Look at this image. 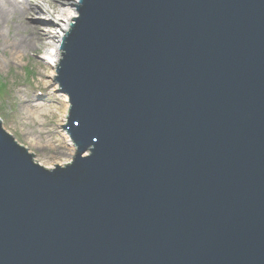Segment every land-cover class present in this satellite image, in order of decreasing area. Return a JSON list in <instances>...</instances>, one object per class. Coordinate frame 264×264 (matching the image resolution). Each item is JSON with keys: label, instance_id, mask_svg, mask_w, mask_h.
<instances>
[{"label": "water", "instance_id": "water-1", "mask_svg": "<svg viewBox=\"0 0 264 264\" xmlns=\"http://www.w3.org/2000/svg\"><path fill=\"white\" fill-rule=\"evenodd\" d=\"M79 14L57 79L73 164L0 121V264H264V0Z\"/></svg>", "mask_w": 264, "mask_h": 264}, {"label": "rangeland", "instance_id": "rangeland-1", "mask_svg": "<svg viewBox=\"0 0 264 264\" xmlns=\"http://www.w3.org/2000/svg\"><path fill=\"white\" fill-rule=\"evenodd\" d=\"M37 1L33 4L47 5L43 0ZM43 16L40 10L23 22L28 23L31 29L40 27V33L45 35L52 29L41 21L45 20ZM54 18H58L57 15ZM8 26L12 27L11 24ZM0 30L5 32L7 29L0 25ZM2 43L0 42V46ZM44 56V50L36 54L30 53L22 61L14 62L10 69L0 67V119L3 121V128L35 155L36 162L48 168L47 166L64 162L69 151L68 146L59 141L60 113L64 105L62 99L57 97V91L51 88L55 82L46 75L49 73L47 68L50 67L46 66ZM1 59L0 54V61ZM45 82L49 84L46 85ZM39 92H42L44 102H36ZM37 104H41L38 109L35 106Z\"/></svg>", "mask_w": 264, "mask_h": 264}, {"label": "bare ground", "instance_id": "bare-ground-1", "mask_svg": "<svg viewBox=\"0 0 264 264\" xmlns=\"http://www.w3.org/2000/svg\"><path fill=\"white\" fill-rule=\"evenodd\" d=\"M36 1L37 0H0V25L2 28L5 27V29H7L5 32L0 30V42H3L0 46V54L2 55L0 67L5 66L7 69H10L13 67L14 62L22 61V59L30 53L36 54L44 50L47 59L52 63L50 64L44 61L46 66L50 67L47 68L49 73L46 75L53 82V80L55 81L56 79L59 62L63 54V50L59 49V45L68 37L73 23L80 17L79 8L81 6V0H43L47 5L41 6L40 4H33ZM40 10L44 15L43 18H45V20L43 19L41 21L46 22L52 29V31L45 35L40 33V27H33V29H31L28 23L23 22L28 20L31 14L39 13ZM56 15L58 18L55 19L54 17ZM8 24H11L12 27H9ZM11 33H13V36H11ZM45 84L47 85L49 82H45ZM51 88L57 91V97L62 99L64 105L60 113L61 132L59 141L68 146L69 154H67L64 162L58 165L53 164L50 167L47 166L49 169L56 166L63 167L69 165L76 156V150L69 134L63 131L61 127L67 124V116L69 115L70 108L69 98L59 92L58 84L54 83ZM38 99L39 98H37L36 102L44 100ZM56 103L58 102H52V104ZM40 105L41 104H37L35 106L38 109ZM22 106L23 104H21V107Z\"/></svg>", "mask_w": 264, "mask_h": 264}]
</instances>
